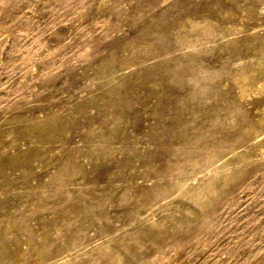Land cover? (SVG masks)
Returning a JSON list of instances; mask_svg holds the SVG:
<instances>
[{"label": "rangeland", "instance_id": "374dc122", "mask_svg": "<svg viewBox=\"0 0 264 264\" xmlns=\"http://www.w3.org/2000/svg\"><path fill=\"white\" fill-rule=\"evenodd\" d=\"M0 264H264V0H0Z\"/></svg>", "mask_w": 264, "mask_h": 264}]
</instances>
